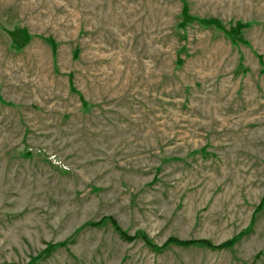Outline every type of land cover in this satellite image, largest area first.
<instances>
[{
  "label": "rangeland",
  "instance_id": "rangeland-1",
  "mask_svg": "<svg viewBox=\"0 0 264 264\" xmlns=\"http://www.w3.org/2000/svg\"><path fill=\"white\" fill-rule=\"evenodd\" d=\"M0 264H264V0H0Z\"/></svg>",
  "mask_w": 264,
  "mask_h": 264
},
{
  "label": "trees",
  "instance_id": "trees-1",
  "mask_svg": "<svg viewBox=\"0 0 264 264\" xmlns=\"http://www.w3.org/2000/svg\"><path fill=\"white\" fill-rule=\"evenodd\" d=\"M185 8L187 9L186 12H188L187 14H189V8H188V5L185 4ZM185 15H187L186 13H184ZM190 15V14H189ZM188 15V16H189ZM205 22H206V25H209V26H219L220 24V21L215 19V18H206V19H203ZM244 25L243 24H239L237 25L236 27H234L232 30H231V33L234 34L236 33L237 31H239ZM221 28V27H220ZM118 232L121 234V236L125 239H128V240H133L134 238L132 237H127V234L125 232H123L121 230V228H117ZM241 237V236H237L229 241H226L224 242L223 244L221 245H215L214 243H212L211 241L209 240H180L178 238H170L164 246H168L170 244H175V245H178V246H182V247H192V246H204L206 248H209V249H212V250H220V249H224V248H231L237 241V239ZM143 240L145 241L146 244L152 246V247H155L152 243L149 242V240H147V238H143Z\"/></svg>",
  "mask_w": 264,
  "mask_h": 264
}]
</instances>
